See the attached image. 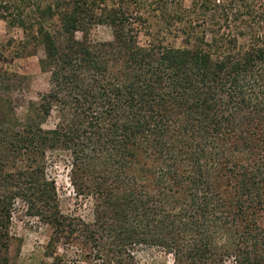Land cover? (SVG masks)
<instances>
[{"label":"trees","instance_id":"obj_1","mask_svg":"<svg viewBox=\"0 0 264 264\" xmlns=\"http://www.w3.org/2000/svg\"><path fill=\"white\" fill-rule=\"evenodd\" d=\"M0 20L48 75L23 121L0 94V264L18 201L50 248L80 234L115 264L139 245L264 264V0H0ZM95 25L112 39L91 41ZM54 152L93 223L62 211Z\"/></svg>","mask_w":264,"mask_h":264},{"label":"rangeland","instance_id":"obj_2","mask_svg":"<svg viewBox=\"0 0 264 264\" xmlns=\"http://www.w3.org/2000/svg\"><path fill=\"white\" fill-rule=\"evenodd\" d=\"M188 3L187 1L186 4ZM76 35L80 37V33ZM89 38L93 42L109 41L112 39V31L106 25H95L89 32ZM144 39L141 37V42ZM22 40V29L8 27L0 20V67H7L13 74L8 77L10 92L0 88V94L1 97L3 95L7 96V99L11 98L15 107L14 116L20 121H23L28 104L37 102L39 94L48 88V75L42 73L38 65V59L43 56L42 47L38 48L36 55L23 57L20 50ZM56 122L57 115L52 112L42 127L53 128ZM48 156L47 174L55 181L62 211L87 223H93L95 219L93 201L89 197L77 195L70 177L71 165L68 155L64 152H54ZM11 221L10 234L15 240L9 250L8 264H115L104 252H97L88 242L85 244L80 234L70 241L61 239L50 248L48 244L50 230L37 218L27 215L20 201L15 203ZM131 257L121 258L123 261L121 263L182 264L176 261L173 253L156 246H136L131 251ZM224 264L234 263L227 259Z\"/></svg>","mask_w":264,"mask_h":264}]
</instances>
